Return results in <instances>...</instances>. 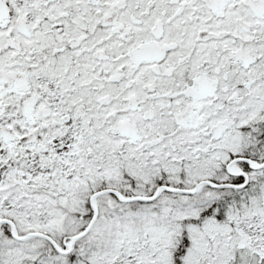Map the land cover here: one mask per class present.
<instances>
[{
  "label": "snow or ice",
  "instance_id": "6c2138e0",
  "mask_svg": "<svg viewBox=\"0 0 264 264\" xmlns=\"http://www.w3.org/2000/svg\"><path fill=\"white\" fill-rule=\"evenodd\" d=\"M0 264H264V0H0Z\"/></svg>",
  "mask_w": 264,
  "mask_h": 264
}]
</instances>
